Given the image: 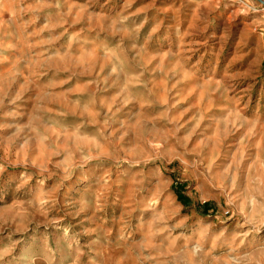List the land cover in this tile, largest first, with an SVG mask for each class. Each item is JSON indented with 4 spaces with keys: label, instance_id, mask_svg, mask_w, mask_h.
Listing matches in <instances>:
<instances>
[{
    "label": "rangeland",
    "instance_id": "obj_1",
    "mask_svg": "<svg viewBox=\"0 0 264 264\" xmlns=\"http://www.w3.org/2000/svg\"><path fill=\"white\" fill-rule=\"evenodd\" d=\"M0 264H264L263 0H0Z\"/></svg>",
    "mask_w": 264,
    "mask_h": 264
},
{
    "label": "bare ground",
    "instance_id": "obj_2",
    "mask_svg": "<svg viewBox=\"0 0 264 264\" xmlns=\"http://www.w3.org/2000/svg\"><path fill=\"white\" fill-rule=\"evenodd\" d=\"M263 2H264V0H263Z\"/></svg>",
    "mask_w": 264,
    "mask_h": 264
}]
</instances>
